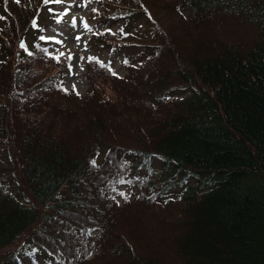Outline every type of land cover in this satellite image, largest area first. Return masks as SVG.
I'll list each match as a JSON object with an SVG mask.
<instances>
[{"label":"trees","instance_id":"trees-1","mask_svg":"<svg viewBox=\"0 0 264 264\" xmlns=\"http://www.w3.org/2000/svg\"><path fill=\"white\" fill-rule=\"evenodd\" d=\"M100 2L128 72L89 57L77 95L55 0H0V264H264V0ZM154 158L196 181L132 191Z\"/></svg>","mask_w":264,"mask_h":264},{"label":"rangeland","instance_id":"rangeland-1","mask_svg":"<svg viewBox=\"0 0 264 264\" xmlns=\"http://www.w3.org/2000/svg\"><path fill=\"white\" fill-rule=\"evenodd\" d=\"M53 8L59 12V16L56 20L51 19L43 35L51 41L48 46L49 53L56 54L60 58H64L65 55L71 57V60L67 61V66L71 64V72H69L68 67L64 80L66 88L73 89V85H76V90L79 93L85 94L87 92L89 82L86 77V63L89 57H97L100 61L110 64L112 69L120 76H124L128 72L122 55L96 48L95 45L97 46V44L93 42L92 35L100 34L105 29L104 25H100V10L103 9L100 0H61L60 3H55ZM46 15L45 13H40L38 22L47 21L45 19ZM73 18L76 20V27L70 28L68 25L71 24ZM85 23L89 26L88 29L83 27ZM117 28L118 25H113L112 27L113 30ZM76 37H80V39H76ZM184 91L178 92L179 96H177H184ZM151 163L154 168L156 167L152 175L159 181L155 184H148V182L141 185L134 184L132 191H140L142 190L141 187L146 186L149 192H158L160 199H163L166 196L179 195L180 188L183 185L196 181L193 176L184 180H180L177 177L170 180L164 179L155 175L161 169L163 161L160 158H154ZM141 170L143 172L144 167ZM127 187V185H121L120 189L121 191H128ZM167 188L168 192L166 191ZM116 197L120 202L123 200V196L120 193H117ZM16 247L11 246L2 249L0 251V262L5 260L11 253H14Z\"/></svg>","mask_w":264,"mask_h":264},{"label":"snow or ice","instance_id":"snow-or-ice-1","mask_svg":"<svg viewBox=\"0 0 264 264\" xmlns=\"http://www.w3.org/2000/svg\"><path fill=\"white\" fill-rule=\"evenodd\" d=\"M6 2H7V0H6ZM55 2H56V3H60L61 0H55ZM44 3H45V4H48V3H49V0H44ZM93 11H95V9H93ZM65 15H67V13H65ZM68 27H70V28H75V27H76V20H75V18H73L71 24H69ZM83 27H84L85 29H88V28H89V26H88L86 23L83 25ZM42 39H44V38L42 37ZM76 39H80V37H76ZM21 47H24V45H21ZM42 51H43L46 55L48 54V50H47V49H42ZM28 54H29V55H32L31 52H29ZM61 55H63V53H61ZM81 59H83V57H81ZM56 60H57V63H59V57H56ZM69 60H71V57H69ZM124 63L127 64L128 62H127V61H124ZM68 67H69V72H71V64H69ZM112 75L115 76L116 73L113 72ZM75 89H76V85H73V90H75ZM65 91H67V90L65 89ZM76 94H77V95H80V93H79L78 91L76 92ZM90 163H91V165H92L93 167L96 166V161H95L94 159H93L92 161H90ZM119 182H120V183H128L129 181H125V180L121 179ZM120 195H121V196H124L125 199H127V196L125 195V193L121 192ZM113 199H115V197H113Z\"/></svg>","mask_w":264,"mask_h":264}]
</instances>
